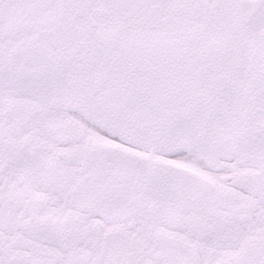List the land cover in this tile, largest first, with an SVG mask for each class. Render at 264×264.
Returning <instances> with one entry per match:
<instances>
[{
    "label": "snow or ice",
    "instance_id": "snow-or-ice-1",
    "mask_svg": "<svg viewBox=\"0 0 264 264\" xmlns=\"http://www.w3.org/2000/svg\"><path fill=\"white\" fill-rule=\"evenodd\" d=\"M0 264H264V0H0Z\"/></svg>",
    "mask_w": 264,
    "mask_h": 264
}]
</instances>
